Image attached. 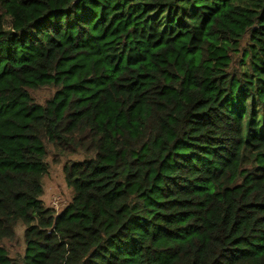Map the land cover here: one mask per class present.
Masks as SVG:
<instances>
[{"label": "trees", "instance_id": "1", "mask_svg": "<svg viewBox=\"0 0 264 264\" xmlns=\"http://www.w3.org/2000/svg\"><path fill=\"white\" fill-rule=\"evenodd\" d=\"M0 264H264V0H0Z\"/></svg>", "mask_w": 264, "mask_h": 264}, {"label": "rangeland", "instance_id": "2", "mask_svg": "<svg viewBox=\"0 0 264 264\" xmlns=\"http://www.w3.org/2000/svg\"><path fill=\"white\" fill-rule=\"evenodd\" d=\"M32 97L38 103H45L54 93L49 87H42L37 90H30ZM47 173L42 178L43 194L41 200L43 204L59 213L71 200L72 189L66 184L63 167L70 160L79 159L80 155H72L69 152L57 151L53 145H47L46 148ZM23 226L18 224L16 227V238L6 240L5 247L10 256H15L17 252L21 253L23 249L22 234Z\"/></svg>", "mask_w": 264, "mask_h": 264}]
</instances>
